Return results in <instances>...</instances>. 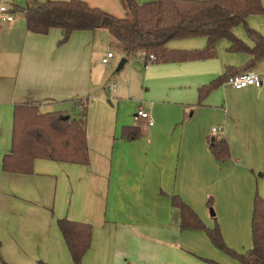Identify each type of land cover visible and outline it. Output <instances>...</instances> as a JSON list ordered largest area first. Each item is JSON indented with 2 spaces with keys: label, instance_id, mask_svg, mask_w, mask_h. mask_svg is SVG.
Listing matches in <instances>:
<instances>
[{
  "label": "crops",
  "instance_id": "crops-1",
  "mask_svg": "<svg viewBox=\"0 0 264 264\" xmlns=\"http://www.w3.org/2000/svg\"><path fill=\"white\" fill-rule=\"evenodd\" d=\"M81 1L121 13L115 0ZM258 17L250 16L247 26L264 35ZM13 18L0 22V261L73 264L57 226L65 219L91 227L81 264H241L215 248L204 231L181 230L180 211L172 203L178 198L207 229L218 227L238 254L252 248L254 200H264V60L250 69L261 77V88L235 90L223 83L200 102L202 88L227 70L241 72L251 57L229 51L223 39L213 59L144 67L138 53L113 52L106 30L74 32L58 45L59 29L33 34L22 14ZM239 27L233 34L252 48ZM206 43L204 37L188 38L166 48L202 50ZM108 53L113 59L102 64ZM78 100L87 101V164L37 159L31 174L2 170L15 105L30 103L42 113L56 109L51 112L69 117L70 108L80 115ZM139 110L153 126L136 118ZM126 128L138 129L140 137L127 140ZM219 139L230 152L223 162L210 150Z\"/></svg>",
  "mask_w": 264,
  "mask_h": 264
},
{
  "label": "trees",
  "instance_id": "trees-1",
  "mask_svg": "<svg viewBox=\"0 0 264 264\" xmlns=\"http://www.w3.org/2000/svg\"><path fill=\"white\" fill-rule=\"evenodd\" d=\"M125 13L117 18L99 8L91 7L81 0H29L25 6L13 5L12 15L22 14L28 32L47 35L51 29H59L62 39L58 45L68 42L74 32L106 30L112 45L125 57L140 51L153 54L155 62H190L210 60L216 57V44L220 40L230 43L229 51L248 54L251 59L242 71L252 69L264 60V35L249 28L250 16L264 15L260 0H150L138 4L136 0H118ZM243 26L253 47L249 48L233 34L236 27ZM204 37L206 47L202 50L174 51L166 45L170 41ZM241 71V72H242ZM241 72L226 73L202 88L200 102L214 89ZM80 115L76 118L61 112L42 113L30 103L15 105L13 110L10 153L4 156L2 170L12 174H31L37 159L56 163L85 165L88 162L86 147V104L76 101ZM123 137L129 141L140 137L136 128H126ZM220 162L230 157L224 139L215 140L210 147ZM211 208V201L207 203ZM173 207L180 211L181 230L204 231L212 245L241 264H264V200L256 196L251 220L252 248L238 254L224 243L218 227L209 230L197 215L173 198ZM73 264H81L91 243V227L67 221H57ZM1 264H7L0 261ZM207 264H217L206 261ZM35 264H46L42 261Z\"/></svg>",
  "mask_w": 264,
  "mask_h": 264
},
{
  "label": "built area",
  "instance_id": "built-area-1",
  "mask_svg": "<svg viewBox=\"0 0 264 264\" xmlns=\"http://www.w3.org/2000/svg\"><path fill=\"white\" fill-rule=\"evenodd\" d=\"M11 7L1 4L0 5V22L11 23L14 18L10 13ZM113 59V54L108 53L104 59H102V64H107L109 61ZM137 63L141 64L144 67H147L149 64L156 61V57L153 54H147L146 51L138 52V57L136 58ZM229 87L235 90H241L248 87L253 88H261L262 87V79L261 77L252 70L237 74L227 80L225 83ZM116 87L115 81L109 83L107 90L112 92ZM136 118L146 120L149 126H153L152 118L144 111L139 110L136 113ZM218 129L213 128L212 133H216Z\"/></svg>",
  "mask_w": 264,
  "mask_h": 264
},
{
  "label": "rangeland",
  "instance_id": "rangeland-1",
  "mask_svg": "<svg viewBox=\"0 0 264 264\" xmlns=\"http://www.w3.org/2000/svg\"><path fill=\"white\" fill-rule=\"evenodd\" d=\"M115 2H116V4H117L119 10H121V13L119 14V16H115V17H117V18H123L124 15H125V13H124V11H123V9H122L120 3H119L117 0H115ZM11 4H14V5H16V6L23 7V6H25V0H6L5 5L10 6ZM112 15H113V14H112ZM113 16H114V15H113ZM258 18H261L260 21H261L262 24L264 25V15H261V17H258ZM239 30H241L242 33H243V35L245 36V32H244V29H243L242 26L239 27ZM222 42H224V43L227 44V41H222ZM112 50H113V52H115V53H119V51H118L116 48H115V49H112ZM216 53H217V51H216ZM262 67H263V69H264V64L262 65ZM261 70H262V69H261ZM263 73H264V72H263ZM55 110H56V109H49V110H46V111H44V112H51V111H55ZM68 113H69V115H70V117H71L72 119H73V118H76L77 115H78L77 112L75 111V109H72V108H70V109L68 110Z\"/></svg>",
  "mask_w": 264,
  "mask_h": 264
},
{
  "label": "water",
  "instance_id": "water-1",
  "mask_svg": "<svg viewBox=\"0 0 264 264\" xmlns=\"http://www.w3.org/2000/svg\"><path fill=\"white\" fill-rule=\"evenodd\" d=\"M126 63V60L123 59L120 61V63L118 64V67H117V71H119L121 69V67ZM66 119H68V117H66Z\"/></svg>",
  "mask_w": 264,
  "mask_h": 264
}]
</instances>
